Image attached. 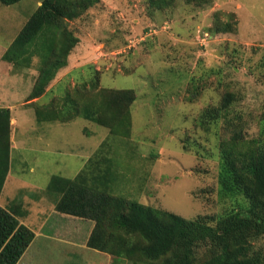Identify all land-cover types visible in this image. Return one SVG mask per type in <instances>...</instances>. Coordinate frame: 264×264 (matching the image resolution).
Masks as SVG:
<instances>
[{
    "label": "rangeland",
    "instance_id": "374dc122",
    "mask_svg": "<svg viewBox=\"0 0 264 264\" xmlns=\"http://www.w3.org/2000/svg\"><path fill=\"white\" fill-rule=\"evenodd\" d=\"M43 1L0 3V61ZM150 1L101 0L68 23L80 40L68 59L77 76L73 82L91 85L97 71L101 88L135 91L130 137L111 136L109 141L113 194L188 219L219 217L230 205L219 194L220 142L229 135L223 120L205 122L204 113L231 95L230 119L244 127L253 148L264 140V0H211L204 7L168 0L162 9ZM226 20L234 21L236 30L217 32V23ZM3 61L0 70L11 65L18 72L13 95H7L19 118L10 138L11 148L15 136L13 175L21 181L15 196L24 201L34 194L51 210L61 199L46 190L51 176L75 178L109 130L80 116L64 124L37 122L34 108L19 101H28L32 92L38 58L32 68ZM53 81L44 103L57 89ZM8 82L2 89L9 90ZM73 89L54 99L68 91L74 95ZM90 96L97 99L96 94ZM245 148L237 144L231 151ZM250 153L244 158L251 159ZM37 161L43 165L32 174ZM58 218L50 215L41 229L45 236L38 234L18 264H162V258L119 259L90 249L85 226L80 237L68 238L55 227ZM35 224L38 228L42 222ZM142 242L133 237L129 243Z\"/></svg>",
    "mask_w": 264,
    "mask_h": 264
},
{
    "label": "trees",
    "instance_id": "16d2710c",
    "mask_svg": "<svg viewBox=\"0 0 264 264\" xmlns=\"http://www.w3.org/2000/svg\"><path fill=\"white\" fill-rule=\"evenodd\" d=\"M21 1L0 3L6 6ZM184 1L200 7L211 3ZM100 2L44 0L26 21L3 60L13 62L15 68H32L33 59L38 58V76L28 101L42 97L58 72L68 65L80 41L68 29V23ZM150 2L158 9L168 4V0ZM235 25L232 20L218 22L216 31L231 33ZM90 81L91 85L76 84L73 96L68 91L60 100L53 98L45 105L32 103L39 121L70 122L80 116L109 130V136L75 179L56 175L48 186L61 197L56 205L59 212L94 222L87 247L119 259L162 258V264H264V140L253 148L245 138L244 127L230 119L233 97L224 96L219 107L204 113L208 117L205 122L223 120L229 135L220 142L219 194L230 205L222 216L188 219L113 194L109 141L111 136L130 137L132 105L137 97L132 89L101 88L97 71ZM92 93L97 99L89 98ZM11 120L10 109L0 108V195L10 167ZM237 144L246 148L232 153ZM249 152L252 158L247 160L244 157ZM133 237L143 242L129 243ZM34 239L35 232L21 224L15 212L0 205V264H18Z\"/></svg>",
    "mask_w": 264,
    "mask_h": 264
},
{
    "label": "crops",
    "instance_id": "0c3cea01",
    "mask_svg": "<svg viewBox=\"0 0 264 264\" xmlns=\"http://www.w3.org/2000/svg\"><path fill=\"white\" fill-rule=\"evenodd\" d=\"M69 57H70L69 58V60H70L72 58V55L69 56ZM2 62L4 63L3 59H1V61H0V68L3 66ZM69 65H70V63H69ZM69 65H67L65 68L61 69L58 72V75L56 77L57 79L55 78L56 81H53L54 84L57 85V89L55 90V93H52V91H50L52 93L51 100L54 97L61 96L63 94V92H65L68 87L76 85L75 82H73V81L75 79H77V76H75L74 69L70 70L71 68L69 67ZM0 72H1V74H0V108L10 109L11 117H12L11 124L13 126H17L18 122H19L18 121L19 118H18V116H16L15 111H14L17 107L12 106L11 103L7 102L8 101V97H9L7 95L8 94L10 96L13 95V89H15L16 81L18 79V77H17L18 76L17 75L18 72H16V70H14L11 65H8L6 68H4V70H0ZM6 82H8L7 86L9 88V90L2 89V87H1V85L3 83H6ZM34 83H35V79L32 82V85H34ZM67 84H68V86H67ZM66 86H67V88H66ZM53 87H55V86L53 85ZM53 87H52V89H53ZM56 91H58V93ZM45 94H49V91L45 92ZM44 95L42 97L36 98L34 100L26 101V102H25V100L23 101V99H21L19 101V103L21 105H23V106H27L28 105L27 107L34 108V112H35V115H36L35 107H34V105H32V103H36L38 105H45V104H48L51 101V100L50 101L48 100L47 103H44L42 101V99L44 100ZM26 99H27V97H26ZM36 120H37V122H40V123H49V124H54V123H62V124H64V123H67V122H62V121H43L42 122V121L38 120L37 115H36ZM13 133H16L15 127H13ZM14 144H15V136L12 135V147H11V153H10V167H9V172H8V175H7V178H6L2 193L0 195V205L3 208H5V209H7L9 211L15 212L16 215H17V218L20 221V223L24 224L25 226H27L28 228H30L32 231L35 232V239L31 243V245L34 244L38 234H39V236H45V235L42 234L43 230H41V229H43L44 225L47 222H50V219H49L50 215L59 216V218H58L59 219V224L55 225V227H57L62 233L64 231L65 235L68 238H69L68 235H71V236L73 235V239H75L78 235L80 237L81 233L84 231L83 226H85V229H87V234H88V238H89V236H90L89 234H91V232H92V230L94 228L93 225H92V224H94L93 221L84 220L82 218H78V217H75V216H71V215L59 212L57 210V208H56V205H57L58 202L57 203L53 202L52 209L51 210H46V209L43 208V205L40 203V199L37 200L38 196H34V194H32V196H28L27 195L28 198H26L24 201L19 200L15 196L16 186L21 181H19L13 175V173H14V170H13V166H14L13 159H14V154H15L14 152L16 150ZM97 150H98V148L95 150V152L86 161V163H85L84 167L82 168V170L89 164L90 159L94 156V154L97 152ZM42 165H43V162L37 161L35 164L31 165L30 173H32V174L37 173ZM53 176H56V175H53ZM53 176H51V178L49 179V183H50V181H51ZM75 178H70V179H75ZM49 183L46 186V190L48 192H50V193H53V192L48 190ZM31 186H32L31 189H33V190L42 189L41 186H36V185H31ZM56 219H57V217H56ZM35 221L36 222L41 221L42 222L41 226H39L37 228L35 226L36 225ZM90 222H91V225H90ZM94 226H95V224H94ZM58 229H56V232L58 231ZM46 237H48V236H46ZM50 237H52V234L50 235ZM30 246H29V248H30Z\"/></svg>",
    "mask_w": 264,
    "mask_h": 264
}]
</instances>
